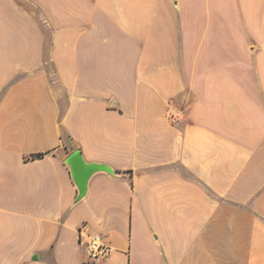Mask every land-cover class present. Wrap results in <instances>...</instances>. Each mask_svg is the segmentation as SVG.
<instances>
[{
    "label": "crops",
    "instance_id": "obj_1",
    "mask_svg": "<svg viewBox=\"0 0 264 264\" xmlns=\"http://www.w3.org/2000/svg\"><path fill=\"white\" fill-rule=\"evenodd\" d=\"M0 264H264V0H0Z\"/></svg>",
    "mask_w": 264,
    "mask_h": 264
},
{
    "label": "built area",
    "instance_id": "obj_2",
    "mask_svg": "<svg viewBox=\"0 0 264 264\" xmlns=\"http://www.w3.org/2000/svg\"><path fill=\"white\" fill-rule=\"evenodd\" d=\"M168 106V118L173 123H178L183 118V110L177 106L174 99L168 102ZM79 233L80 243L86 247L89 261H104L110 256L112 247L104 242L100 234L93 232L87 222L80 226Z\"/></svg>",
    "mask_w": 264,
    "mask_h": 264
},
{
    "label": "water",
    "instance_id": "obj_3",
    "mask_svg": "<svg viewBox=\"0 0 264 264\" xmlns=\"http://www.w3.org/2000/svg\"><path fill=\"white\" fill-rule=\"evenodd\" d=\"M66 162L69 164L73 179L78 188L76 201L85 197L89 189L91 178L99 172L115 175L117 171L107 163L87 161L80 149L72 152Z\"/></svg>",
    "mask_w": 264,
    "mask_h": 264
},
{
    "label": "trees",
    "instance_id": "obj_4",
    "mask_svg": "<svg viewBox=\"0 0 264 264\" xmlns=\"http://www.w3.org/2000/svg\"><path fill=\"white\" fill-rule=\"evenodd\" d=\"M42 155H43V153H38V154L33 155V157H40Z\"/></svg>",
    "mask_w": 264,
    "mask_h": 264
},
{
    "label": "rangeland",
    "instance_id": "obj_5",
    "mask_svg": "<svg viewBox=\"0 0 264 264\" xmlns=\"http://www.w3.org/2000/svg\"><path fill=\"white\" fill-rule=\"evenodd\" d=\"M172 99H174V98H172Z\"/></svg>",
    "mask_w": 264,
    "mask_h": 264
}]
</instances>
